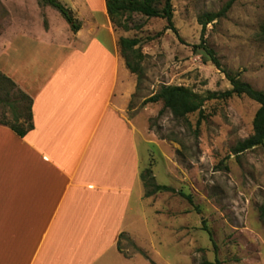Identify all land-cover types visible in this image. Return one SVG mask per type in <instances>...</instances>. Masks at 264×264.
Returning <instances> with one entry per match:
<instances>
[{
	"label": "rangeland",
	"instance_id": "rangeland-1",
	"mask_svg": "<svg viewBox=\"0 0 264 264\" xmlns=\"http://www.w3.org/2000/svg\"><path fill=\"white\" fill-rule=\"evenodd\" d=\"M228 1L172 0L177 33L166 30V20L141 15L133 18V29L127 32L112 24L118 41L140 39L145 56L143 79L138 82L133 74L135 87L125 110L135 128L141 174L150 168L157 184L177 192L145 198L144 184L136 187L133 227L120 240L123 257L112 264H152L137 247L155 264H264V225L259 215L264 202V146L234 154L236 145L254 133L259 105L245 96L223 99L221 94L232 86L224 71L204 61L200 47V19L219 12ZM18 4L20 0H0V38L14 28ZM39 6L42 13L34 16L35 27L47 19L45 6ZM71 10L88 34L87 15ZM49 18L62 31L57 17ZM263 26L264 0H238L204 34L224 69L260 91H264ZM163 86H184L207 98L202 113L176 119L168 110L161 113L162 102L146 103ZM19 91L23 92L0 79V124L13 123L16 114L26 112L28 101ZM179 192L192 196L194 203Z\"/></svg>",
	"mask_w": 264,
	"mask_h": 264
},
{
	"label": "crops",
	"instance_id": "crops-1",
	"mask_svg": "<svg viewBox=\"0 0 264 264\" xmlns=\"http://www.w3.org/2000/svg\"><path fill=\"white\" fill-rule=\"evenodd\" d=\"M58 1L87 15L88 34L50 6L35 27L38 0H20L0 38V72L33 100L34 124L25 137L0 124V264H112L143 185L125 115L134 75L106 2Z\"/></svg>",
	"mask_w": 264,
	"mask_h": 264
},
{
	"label": "trees",
	"instance_id": "trees-1",
	"mask_svg": "<svg viewBox=\"0 0 264 264\" xmlns=\"http://www.w3.org/2000/svg\"><path fill=\"white\" fill-rule=\"evenodd\" d=\"M43 6H50L60 13L63 19L70 26L71 31L76 34L81 28V22L75 17L72 10L63 5L58 0H38ZM238 0H229L226 5L217 13L206 14L204 18L200 19V24L202 25V43L200 47L204 50V61L212 62L219 70L224 71L227 79L229 80L232 88L221 94L224 99L232 97H247L259 105V109L253 120V131L252 135L248 138L240 141L235 149L234 154L240 155L247 151L256 149L258 147L264 146V91H260L252 87L250 84L243 82L238 74H229L221 64L220 59L217 57L214 50L210 49L204 40V34L206 28L209 24L215 22L216 20L223 18L232 9L234 4ZM107 13L110 18L111 23L115 29H122L123 31H130L131 21L137 15H141L147 18H160L167 21L168 26L166 30H172L177 33V29L173 23V5L172 0H105ZM45 26L47 23L45 21ZM262 37H264V26L261 31ZM140 39L138 38H126L121 37L118 41V46L120 49V54L124 60V64L127 69L134 75L137 76L138 82L142 81L144 75L143 61L145 56L140 50ZM0 79L6 83H9L13 88L16 84L3 75L0 72ZM21 98L28 101V106L26 107V112L20 115L16 114L13 123L4 122L1 125L7 126L12 129L20 137H25L31 130L34 129L33 124V114H32V104L33 100L24 92L19 91ZM212 98L217 97L212 94ZM207 98L193 92L189 88L184 86H163L154 95H152L146 103H163V109L161 113L166 110L170 111L176 119L186 118L188 115L194 113H202V108L204 107ZM141 179L143 181L144 187L146 189L145 198H150L159 193H177L172 187L159 185L155 182V178L152 175V170L148 168L141 174ZM182 197L188 200L190 204H193L192 196L179 192ZM260 219L264 225V202L259 207ZM210 239L213 242L211 232H208ZM126 237L125 233L119 236L118 240V251L122 253L120 247V240ZM137 251L153 263L146 252L140 248H136Z\"/></svg>",
	"mask_w": 264,
	"mask_h": 264
}]
</instances>
